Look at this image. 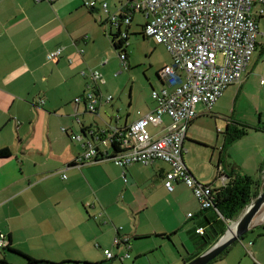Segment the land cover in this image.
<instances>
[{
	"label": "crops",
	"instance_id": "1",
	"mask_svg": "<svg viewBox=\"0 0 264 264\" xmlns=\"http://www.w3.org/2000/svg\"><path fill=\"white\" fill-rule=\"evenodd\" d=\"M86 1L92 0H0V150L11 153L9 158L0 159V234L18 251L51 264H187L206 250L207 244L196 230L203 227L213 236L214 229L206 225L204 216L194 219L200 206L183 183H175L172 191L166 189L167 164L155 161L148 166L130 165L125 169L124 182L123 169L108 160L110 151L102 145L103 159L83 165L74 162L83 151L85 137L77 142L70 139V134L88 130L86 136L90 138L92 131L108 126L122 128L135 121L138 113H147L154 106L150 95V106H139L142 111L136 112V119L131 120L127 114L98 125L86 115L98 116L100 109L91 113L83 103L74 104L91 85L89 73L110 63L107 56L112 53L106 46V36L113 33V28L117 30L102 10L86 8ZM110 2L113 12L106 3L113 15L125 0ZM252 11L259 28L264 4ZM137 16L138 29L133 26ZM146 22L141 13L133 12L125 29L127 39L139 33L143 39L151 38L143 33ZM59 47L61 55L50 60L49 54ZM170 64L169 55L163 67ZM240 81L236 93L228 86L219 100L238 96L246 80ZM104 84L105 80L93 85L103 97L101 107L109 103L100 89ZM219 100L209 111L201 104L196 106L197 117L187 129L184 152L194 150L193 142L210 144L208 130L213 125L207 116L220 111ZM238 120L251 127L264 126V113L257 121ZM228 121L224 120L225 127ZM221 132L216 129V133ZM247 136L264 142L263 132L251 130ZM240 141L243 137L235 142ZM228 153L221 176L228 173L227 165L243 172L244 165L236 158L231 162ZM257 153V168L262 174L264 150ZM218 161L219 153H212L208 165L216 168ZM183 162L200 184L210 185L217 179L215 172L212 181L203 183L206 178L196 164L187 166L184 157ZM205 216L217 222L216 231L224 226L209 212ZM182 235L192 242L190 247ZM198 237L201 240L196 242ZM115 238L121 240L117 246L113 244ZM104 250H110L114 258L108 260ZM6 259L11 264H23L13 254Z\"/></svg>",
	"mask_w": 264,
	"mask_h": 264
},
{
	"label": "built area",
	"instance_id": "2",
	"mask_svg": "<svg viewBox=\"0 0 264 264\" xmlns=\"http://www.w3.org/2000/svg\"><path fill=\"white\" fill-rule=\"evenodd\" d=\"M97 2L86 1L84 6L106 13L121 40L127 39L128 32L122 27L129 26L132 13H141L147 20L144 35L166 49L171 64L158 72L162 86L150 92L153 108L147 113H138L135 121L122 128L108 126L92 131L90 138L84 136L83 151L74 162L78 165L92 163L97 152H102L99 145L110 151L114 144L118 151L111 160L117 166H148L161 161L169 167L164 174L166 189L172 191L174 184L181 182L191 191L201 209L208 208L212 189L197 182L183 162L187 129L197 117V105L211 110L228 86L241 82L258 38H264V31L258 28L252 11L255 6H262L264 0H125L119 12L113 15L106 2ZM258 13L262 15L263 10ZM61 51V47L57 48L49 54V59L57 60ZM118 56L126 68V54L121 52ZM89 77L93 85L104 82L98 71L90 72ZM111 99L110 95L105 98L107 102ZM102 100L98 90L89 85L82 96L75 98L74 104L83 102L85 109L93 113ZM163 117L168 118V124H163ZM151 126L159 128L158 131L149 133ZM70 139L80 142L83 136L72 133ZM219 180L220 185H224L226 178L223 175ZM196 232L202 234L203 228ZM6 241L0 234V247L5 246ZM120 243L119 238L113 240L116 246ZM103 253L108 260L114 258L110 250Z\"/></svg>",
	"mask_w": 264,
	"mask_h": 264
},
{
	"label": "rangeland",
	"instance_id": "3",
	"mask_svg": "<svg viewBox=\"0 0 264 264\" xmlns=\"http://www.w3.org/2000/svg\"><path fill=\"white\" fill-rule=\"evenodd\" d=\"M109 5V10L114 11V6L110 0H106ZM136 21H140L137 16L134 19L133 26ZM259 28L264 29V19L260 20ZM138 29V28H137ZM113 33H116V29H112ZM124 31V27H122ZM260 43L264 45V38L259 39ZM106 46L111 50V56L108 55L110 63L106 64L98 72L105 80L104 85H100L103 95L111 96V100L108 104H103L99 107L100 115L87 114L86 117L92 120V123L101 125L103 121H109L110 118L121 116L123 119L127 114L130 115L131 120L136 119L137 111L140 107L150 106V92L151 89H159V81L157 79L158 71L163 68V64L169 59V54L162 45L157 44L152 38H142V33L130 34L127 39V51L129 54L127 67H123L121 59L117 53L112 49L110 44V35L106 36ZM260 44V45H261ZM260 46H258L253 52L251 62L249 63L246 72L242 77L246 80L241 88V93L235 97L224 96L219 100V112H212L213 115L207 116L212 121L213 128L210 125L208 131V143H202L197 141L198 144L193 145V151H185L183 154L184 161L187 166H190L192 162L196 164V167L202 171L203 176L206 178L202 180L203 183L210 182L214 179L215 168L208 165L209 158L212 153L218 155L219 149L222 147L223 136L220 133H216V129L224 132L225 123L224 120H236L243 119H256L264 113V91L262 92L259 80H264V52L260 53ZM246 84V85H245ZM93 86V84H91ZM232 92H237L238 85H233L228 88ZM235 107V110H234ZM98 111V110H97ZM233 111H235L234 114ZM263 111V112H262ZM216 115V116H215ZM103 120V121H102ZM239 121V120H238ZM122 122V120H121ZM167 117H163V124H168ZM159 128H148L149 133H155ZM16 130H14L15 133ZM252 134V133H251ZM249 136H254V135ZM248 135V134H247ZM244 136L240 143H233L226 147V153L231 154L230 161L234 158L240 161L244 165L243 172H239L241 175H248L255 183H260V189L258 194L264 191V173H260L257 166V160H259L258 151L264 150V142L253 139L249 136ZM217 142V143H216ZM187 143L184 149H187ZM216 144L217 146H214ZM104 149L103 147L101 148ZM258 158V159H257ZM264 158V155L262 156ZM231 162H229L231 164ZM263 177V179H262ZM201 183V182H200ZM220 186V180L215 182L214 187ZM191 193V192H190ZM192 195V194H191ZM193 197V196H192ZM193 200L194 197H193ZM195 204L197 202L195 200ZM212 215L211 212H209ZM264 214V206L256 216V220ZM200 216H194V219H200ZM238 218V217H237ZM237 218L234 220L236 221ZM203 220V219H202ZM204 221V220H203ZM233 222V221H232ZM190 223V222H189ZM230 222L227 224L229 225ZM190 225V224H188ZM264 225V219L254 224V229L249 230L240 240L233 243L225 256L215 260L212 264H264V230L261 226ZM182 239L186 241L190 247L192 242L186 235H182ZM201 239L198 237L196 242Z\"/></svg>",
	"mask_w": 264,
	"mask_h": 264
},
{
	"label": "trees",
	"instance_id": "4",
	"mask_svg": "<svg viewBox=\"0 0 264 264\" xmlns=\"http://www.w3.org/2000/svg\"><path fill=\"white\" fill-rule=\"evenodd\" d=\"M109 35H110V43L113 50L117 53V55H119V53L121 52H124L126 54V59H128L127 45H126L127 39L126 40L119 39L120 34L118 31L116 33H110ZM258 46L261 47L260 53H263L264 45L257 44V47ZM157 79L159 80L158 73H157ZM97 110L95 112H97ZM251 130L264 133V126L251 127L239 121L229 120L226 124L224 132L220 133L224 138V142H223V146L219 150V161L215 168L217 170L216 171L217 179H215V181L212 184L208 185L212 189L211 195L208 200L210 206L206 209L200 208V212L198 215V216H204V221L206 225L209 226L211 229H214L213 236H210L203 227H202L203 228L202 234L196 232L197 234L201 235L203 241L207 244L205 247L206 249L209 246H211L215 241H217L221 235H223L227 226V222L234 221L241 214V212L249 205V203L258 195V189H260L259 188L260 182L259 184L255 183L254 181H252V179L249 176L239 174L232 167H230V165L227 164L226 165L228 168V173L224 175L226 178L225 184L220 185L219 187H214L215 182L218 181L219 177L221 176L220 169L221 167H223L222 165L225 163V157L227 156L226 147L233 144L235 141L241 139L242 137L246 136L248 132ZM87 131L88 130H82L80 135L87 137L86 136ZM90 136L92 137V134H90ZM193 143L198 144L197 142H193ZM117 151L118 150L116 145L114 144L111 145L110 155L108 154L107 157L108 160H111L114 157L115 152ZM112 153L114 154L112 155ZM10 156H11L10 150L8 149L0 150V159L9 158ZM100 159H103V156L102 153L98 151L96 158H94V162H97ZM119 167L123 169L124 182H127L124 173H125V169L128 168V166L125 167L119 166ZM177 183H181V182H177ZM208 212H211L213 217H215L216 219L218 218L223 222L224 226L220 227L218 231H216L215 228L217 222L212 223L205 216V213ZM261 228L264 230V225H262ZM228 249L229 247L210 263L225 256ZM8 254H13L15 256L20 257L23 260V264H51L49 262L36 260L28 256L27 254L18 251L17 249L12 247L10 240L6 241L5 246L0 247V264H11L6 259V256Z\"/></svg>",
	"mask_w": 264,
	"mask_h": 264
},
{
	"label": "water",
	"instance_id": "5",
	"mask_svg": "<svg viewBox=\"0 0 264 264\" xmlns=\"http://www.w3.org/2000/svg\"><path fill=\"white\" fill-rule=\"evenodd\" d=\"M264 206V191L260 192L241 212L235 221L236 230L227 235L229 225L217 241L187 264H209L234 242L240 240L249 230L254 229L255 218Z\"/></svg>",
	"mask_w": 264,
	"mask_h": 264
},
{
	"label": "bare ground",
	"instance_id": "6",
	"mask_svg": "<svg viewBox=\"0 0 264 264\" xmlns=\"http://www.w3.org/2000/svg\"><path fill=\"white\" fill-rule=\"evenodd\" d=\"M264 219V214L260 216V218H258L257 220H255V224L261 222ZM236 230V226H235V221H231L229 223V227L227 230V235H232L233 233H235Z\"/></svg>",
	"mask_w": 264,
	"mask_h": 264
},
{
	"label": "clouds",
	"instance_id": "7",
	"mask_svg": "<svg viewBox=\"0 0 264 264\" xmlns=\"http://www.w3.org/2000/svg\"><path fill=\"white\" fill-rule=\"evenodd\" d=\"M231 222V221H230ZM228 223V222H227ZM228 225V224H227Z\"/></svg>",
	"mask_w": 264,
	"mask_h": 264
}]
</instances>
